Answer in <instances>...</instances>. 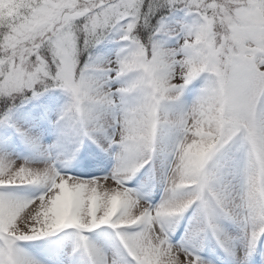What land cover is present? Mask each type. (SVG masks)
Here are the masks:
<instances>
[{
  "label": "snow or ice",
  "instance_id": "snow-or-ice-1",
  "mask_svg": "<svg viewBox=\"0 0 264 264\" xmlns=\"http://www.w3.org/2000/svg\"><path fill=\"white\" fill-rule=\"evenodd\" d=\"M0 264H264V0H0Z\"/></svg>",
  "mask_w": 264,
  "mask_h": 264
}]
</instances>
